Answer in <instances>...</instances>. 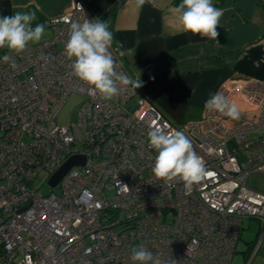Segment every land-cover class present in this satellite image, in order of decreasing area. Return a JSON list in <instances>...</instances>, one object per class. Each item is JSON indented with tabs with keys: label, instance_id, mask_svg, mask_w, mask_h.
<instances>
[{
	"label": "built area",
	"instance_id": "2783aa9c",
	"mask_svg": "<svg viewBox=\"0 0 264 264\" xmlns=\"http://www.w3.org/2000/svg\"><path fill=\"white\" fill-rule=\"evenodd\" d=\"M84 18L96 19L74 0L41 22L49 38L20 54L0 49V264H133L139 245L177 264H231L243 218L258 222L259 248L264 191L248 181L264 173V79L218 89L240 107V122L203 108L198 119L176 124L131 86L105 100L74 75L64 52L70 24ZM110 51L117 70L138 80ZM74 91L82 96L76 117L59 125ZM157 124L190 139L207 172L198 184L153 176L157 153L147 134ZM74 155L85 164L68 171L59 192L43 194L38 174L48 181Z\"/></svg>",
	"mask_w": 264,
	"mask_h": 264
},
{
	"label": "crops",
	"instance_id": "0c3cea01",
	"mask_svg": "<svg viewBox=\"0 0 264 264\" xmlns=\"http://www.w3.org/2000/svg\"><path fill=\"white\" fill-rule=\"evenodd\" d=\"M73 1L0 0V16L35 13V26L63 15ZM82 1L98 19L119 0ZM180 2L148 0L137 8L135 0H123L105 20L114 35L112 46L125 51L121 60L142 82L137 96L154 101L176 124L198 119L224 83L248 76L264 79V0H212L224 10L217 41L181 29L173 12Z\"/></svg>",
	"mask_w": 264,
	"mask_h": 264
},
{
	"label": "clouds",
	"instance_id": "9594fccd",
	"mask_svg": "<svg viewBox=\"0 0 264 264\" xmlns=\"http://www.w3.org/2000/svg\"><path fill=\"white\" fill-rule=\"evenodd\" d=\"M146 2L148 0H135V6L142 8ZM173 12L184 32L217 41V26L224 10L214 7L212 0H181ZM35 19V13L30 12L0 16V49L7 48L11 53L20 54L30 43L39 42L45 34V25L40 23L33 27ZM113 42L114 35L105 21L84 18L82 22L70 24L64 47L65 55L72 61L74 75L89 85L92 94L98 93L105 100L113 99L128 86L135 89L142 87L140 79L133 80L117 70V62L110 51ZM120 47L123 48V45ZM125 54L123 50L119 52L121 57ZM2 59L8 62L11 57L6 54ZM204 108L232 120L241 117L240 107L235 102L229 103L220 92L212 94ZM147 135L149 146L157 153L151 168L157 180L170 183L179 179L185 187H191L207 175L204 161L185 134L180 131L166 132L157 124L150 127ZM130 260L133 264H177L172 258L164 260L160 255H154L143 245L131 249Z\"/></svg>",
	"mask_w": 264,
	"mask_h": 264
},
{
	"label": "rangeland",
	"instance_id": "374dc122",
	"mask_svg": "<svg viewBox=\"0 0 264 264\" xmlns=\"http://www.w3.org/2000/svg\"><path fill=\"white\" fill-rule=\"evenodd\" d=\"M51 35V29L46 27L45 34L39 42L49 38ZM4 51H8L7 48H4ZM4 51H1V53ZM81 100L82 96L79 93L74 91L69 94L66 102L57 115V122L59 125L65 126L75 119ZM242 120L243 118L240 117L239 120L234 121L240 122ZM232 145L233 142H231L229 146ZM47 178L48 173L45 171H42L36 177L35 186L39 188L43 194H46L51 190V187L47 184ZM248 183L254 188L264 191V174H261L260 172L252 174ZM59 190L60 188L56 187L55 191L59 192ZM258 238V222L255 219L243 218L240 239L236 244V252L231 260V264H264V241H262L259 248L256 249Z\"/></svg>",
	"mask_w": 264,
	"mask_h": 264
},
{
	"label": "water",
	"instance_id": "95a60500",
	"mask_svg": "<svg viewBox=\"0 0 264 264\" xmlns=\"http://www.w3.org/2000/svg\"><path fill=\"white\" fill-rule=\"evenodd\" d=\"M123 0H119L114 3L107 11H105L98 19L100 21H105L108 15L122 2ZM85 164V157L83 155H74L68 158L63 165L52 174V176L48 179L47 184L54 188L56 187L60 181L64 178V176L68 173V171L74 166H83Z\"/></svg>",
	"mask_w": 264,
	"mask_h": 264
}]
</instances>
